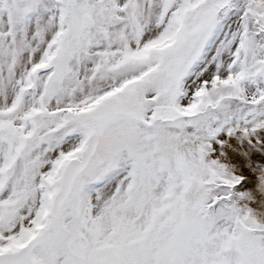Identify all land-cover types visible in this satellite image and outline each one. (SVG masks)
<instances>
[{
    "label": "snow or ice",
    "instance_id": "1",
    "mask_svg": "<svg viewBox=\"0 0 264 264\" xmlns=\"http://www.w3.org/2000/svg\"><path fill=\"white\" fill-rule=\"evenodd\" d=\"M0 264H264V0H0Z\"/></svg>",
    "mask_w": 264,
    "mask_h": 264
},
{
    "label": "bare ground",
    "instance_id": "2",
    "mask_svg": "<svg viewBox=\"0 0 264 264\" xmlns=\"http://www.w3.org/2000/svg\"><path fill=\"white\" fill-rule=\"evenodd\" d=\"M234 159H235V157H234Z\"/></svg>",
    "mask_w": 264,
    "mask_h": 264
}]
</instances>
